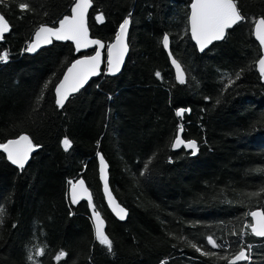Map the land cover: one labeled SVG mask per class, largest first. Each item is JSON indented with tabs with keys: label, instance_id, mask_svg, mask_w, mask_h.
Returning a JSON list of instances; mask_svg holds the SVG:
<instances>
[{
	"label": "trees",
	"instance_id": "16d2710c",
	"mask_svg": "<svg viewBox=\"0 0 264 264\" xmlns=\"http://www.w3.org/2000/svg\"><path fill=\"white\" fill-rule=\"evenodd\" d=\"M190 1L92 0L88 26L105 44L132 14L129 55L119 74L106 75L102 67L63 109L55 106L54 84L80 54L69 42H55L31 56L22 49L39 25H54L68 14L74 0L0 3L10 26L0 42V52L9 55L0 63V143L26 133L42 146L23 170L0 151V264H31L27 256L37 248L44 255L34 256L35 264H228L248 245L251 258L244 264H264V239L250 229L243 244L231 235L251 223L247 213L264 210V84L254 69L260 48L252 35L253 18L264 16V0H237L247 22L234 25L225 40L203 53L190 35L182 38ZM20 3L30 10L21 12ZM100 12L103 23L95 20ZM164 33L186 70L185 85L175 80L161 43ZM241 69L237 85L225 91ZM49 79L51 92L37 107ZM178 108L191 111L177 117ZM180 125L183 138L199 145L197 155L171 148ZM65 136L72 141L68 152L60 143ZM97 152L108 161L112 191L128 210L124 222L104 202ZM149 157L151 172L141 177ZM78 177L106 222L111 254L95 240L87 203H69L67 182ZM209 235L225 249L208 245ZM193 243L216 255H201ZM62 250L67 255L58 262ZM224 256L228 260L220 259Z\"/></svg>",
	"mask_w": 264,
	"mask_h": 264
},
{
	"label": "snow or ice",
	"instance_id": "6c2138e0",
	"mask_svg": "<svg viewBox=\"0 0 264 264\" xmlns=\"http://www.w3.org/2000/svg\"><path fill=\"white\" fill-rule=\"evenodd\" d=\"M3 0H0L2 3ZM21 12H27L30 10L28 3H20L18 5ZM92 7V0H74L71 7V15H65L62 19L58 20V26L55 24L48 26L47 24H41L35 30L33 37L26 42V46L22 49V52L28 54H36L46 46H53L55 42L71 41L75 46V52L79 55L81 50L89 49L95 46L93 55H82L80 58L72 61L71 65L67 67V71L64 72L63 78L59 79L58 83L54 84L55 106L58 109H63L66 102L70 97L77 94L89 81L91 77H96L102 74L101 65L106 64V75L115 76L121 71V66L125 62V55L129 51L128 47V35L129 25L131 23V13L125 16L119 23L115 32V39L113 42L105 44L99 39H91L89 37V30L87 25V17L89 14V8ZM190 14L188 15V29L186 30L184 37L189 38L195 42V47L199 49L201 53L212 45L214 41H223L227 38L228 30L232 29L234 25L242 22H247L248 18L241 14L238 7L237 0H191L189 5ZM104 14L102 12L97 13L95 20L97 23L104 22ZM253 35L256 40L259 41L261 49H264V16L255 19ZM10 31L8 22L3 15H0V39H3L4 33ZM163 48L168 51V57L172 66L175 69V80L179 85H185L187 83L186 70L182 67L181 63L175 58L170 50V34L164 33L161 41ZM106 53V59H105ZM9 55L7 52L0 53V62H8ZM259 68V74L261 79H264V55H261L259 60L256 61ZM243 69L235 73V78H229L224 85L225 91L237 85L238 81L242 78ZM155 76L158 79H163L161 72L156 71ZM55 77V73H53ZM53 85V79H49L44 83L37 96L36 105L39 107L40 102L46 98V93L51 92V86ZM99 87V86H98ZM111 99V95L108 97ZM209 97H205V100H209ZM220 101L217 100V104ZM189 108L176 109V116L182 117L186 112H190ZM183 132V125L179 126V130L175 136V139L171 143V148L187 149L192 156L198 154L199 145L195 140L185 141L181 137ZM61 147L65 152H68L72 147V141L65 136L61 140ZM100 141H97L99 145ZM41 145L33 143L32 139L22 134L16 139H9L5 143H0V150L6 154L7 160L12 165L17 166L23 170L28 163L30 156ZM97 157L100 164V178L104 184V193L108 201L109 206L115 213L116 217L123 221L127 218V210L116 203L115 198L109 188V182L107 177V164L102 154L97 152ZM172 159L169 158V163H172ZM153 163V157H149L148 161L144 163L143 169L139 175L141 177H147L151 172L150 165ZM69 192L67 198L72 205L78 204L81 200L87 199L88 206L91 210V219L94 223V236L95 240L102 246H105L108 253L113 252V242L106 234L104 230V220L97 210L96 205L93 203L92 195L89 193L87 187L84 184L83 179L69 180L68 182ZM264 191V189H262ZM250 195L258 196L259 193H251ZM3 207L0 206V216L3 215ZM72 213H70L71 215ZM251 217V223H245L244 227L239 232H233L231 235L240 238V243L243 244V238L249 235L248 230L255 237H264V210H255L246 214ZM16 227V225H13ZM207 244L211 245L213 249H225L224 243H218L212 236H207ZM175 247V246H174ZM197 252L201 255L215 256V252H202L201 246L197 244H191ZM252 245L247 246V251L244 247L228 260L227 256L220 257L222 260H228V264H237L240 261H248L251 258ZM44 255L43 248H37L35 253L29 251L27 260L31 264H35V257ZM67 253L63 250L60 251L55 259L59 262ZM161 264H167L166 261H161Z\"/></svg>",
	"mask_w": 264,
	"mask_h": 264
},
{
	"label": "water",
	"instance_id": "95a60500",
	"mask_svg": "<svg viewBox=\"0 0 264 264\" xmlns=\"http://www.w3.org/2000/svg\"><path fill=\"white\" fill-rule=\"evenodd\" d=\"M74 3V2H73ZM190 4H191V2H190ZM189 4V5H190ZM73 5V4H72ZM92 6H93V2H92ZM72 7V6H71ZM92 8V7H91ZM91 8H89V11L91 10ZM189 14H190V12H189ZM0 15H2L1 13H0ZM66 15H71V8H70V12H69V14H66ZM65 16V15H64ZM5 18V17H4ZM63 17H61L60 19H62ZM260 18V17H259ZM258 19V18H257ZM6 20V19H5ZM7 21V20H6ZM48 26H52L51 24H47ZM55 25L56 26H58V21L55 23ZM87 25H88V17H87ZM10 27V26H9ZM129 29H130V25H129ZM253 29H254V25H253ZM88 30H89V37L91 38V39H99V38H97V37H93L92 35H91V32H90V29H89V26H88ZM35 32V31H34ZM6 33H4V35H5ZM189 34H190V32H189ZM33 35H34V33H33ZM33 35H32V37H33ZM129 36V35H128ZM254 36V35H253ZM31 37V38H32ZM163 37V36H162ZM254 38H255V36H254ZM114 39H115V36H114V38L112 39V41L111 42H113L114 41ZM100 40V39H99ZM255 40H256V38H255ZM2 41V39H0V42ZM102 41V40H101ZM257 41V40H256ZM61 42H63V43H66V42H69V43H71L72 44V46H73V49H74V52H75V46H74V44L71 42V41H61ZM103 42V41H102ZM110 42V43H111ZM128 42V41H127ZM194 42V41H193ZM214 42H218V41H214ZM213 42V43H214ZM258 42V44H259V41H257ZM104 43V42H103ZM194 44H195V42H194ZM163 46V45H162ZM210 46V45H209ZM260 46V45H259ZM46 47H49V46H46ZM46 47H44V48H46ZM128 47H129V43H128ZM261 48V47H260ZM94 49H95V46H93L92 48H89V49H84V50H81V52H80V56H82V55H93L94 54ZM164 49V48H163ZM199 50V49H198ZM89 51H91V53H89V54H86L87 52H89ZM129 51H130V47H129ZM129 51L126 53V55H125V62H126V59L128 58V55H129ZM164 51L166 52V54H167V57H168V51L167 50H165L164 49ZM76 53V52H75ZM77 54V53H76ZM261 55H264V49H261ZM80 56H78L77 58H75V59H78V58H80ZM74 59V60H75ZM105 59H106V53H105ZM168 60H169V64H170V66H171V68H172V70H173V73H174V76H175V69H174V67L172 66V64H171V61H170V59H169V57H168ZM259 60V59H258ZM257 60V61H258ZM125 62L123 63V65L121 66V70H122V68H123V66H124V64H125ZM71 63H72V61L68 64V66H70L71 65ZM103 65L104 64H102L101 65V68L103 67ZM67 66V67H68ZM67 67H66V69L64 70V72H66L67 71ZM256 70H257V72L259 73V68H258V65L256 64ZM64 72H63V74H64ZM106 72H107V67H106ZM121 72V71H120ZM119 72V73H120ZM119 73H117V74H119ZM63 74H62V76L60 77V79H62L63 78ZM260 75V74H259ZM96 77H98V76H96ZM92 78H95V77H91L90 79H89V81L92 79ZM88 81V82H89ZM261 81H262V83H264V79H261ZM59 82V81H58ZM57 82V83H58ZM87 82V83H88ZM86 83V84H87ZM85 84V85H86ZM54 91V90H53ZM74 96V95H73ZM54 97H55V95H54ZM72 97V96H71ZM70 97V98H71ZM179 130V129H178ZM178 132V131H177ZM22 134H26V133H22ZM22 134H20V135H22ZM182 134V133H181ZM20 135H18V136H20ZM26 135H28V134H26ZM17 136V137H18ZM29 136V135H28ZM17 137H15V138H11V139H16ZM30 137V136H29ZM182 137V136H181ZM9 140V139H8ZM5 142H7V140L5 141ZM4 142V143H5ZM178 150V149H177ZM186 151H189V150H187V149H185ZM0 151H2V150H0ZM3 152V151H2ZM100 154H102L101 152H99ZM5 154V153H4ZM103 155V154H102ZM5 156H6V154H5ZM32 156H33V154L30 156V159H29V161L31 160V158H32ZM103 157H104V155H103ZM6 158H7V156H6ZM104 159H105V162H106V164H107V177H108V182H109V188H110V190H111V192H112V195H113V197L115 198V201H116V203H118L121 207H124L120 202H119V200L116 198V196H115V194L113 193V191H112V188H111V185H110V172H109V170H110V167H109V163H108V161L106 160V158L104 157ZM28 161V162H29ZM96 162H97V173H98V180H99V183H100V186H101V193H102V196H103V198H104V202H105V204H106V206H107V208H108V210H109V212L114 216V218L117 220V221H119V222H124L125 220H123V221H121V220H119L117 217H116V215H115V213L112 211V208L109 206V204H108V201H107V199H106V197H105V193H104V184H103V181L101 180V178H100V164H99V159H98V157H97V155H96ZM9 163L11 164V162L9 161ZM28 164V163H27ZM26 164V165H27ZM25 165V166H26ZM13 166H15V165H13ZM16 168H18L17 166H15ZM19 169V168H18ZM79 179H83V181H84V184H85V186L87 187V189H88V191H89V193H91V195H92V192H91V190L88 188V186H87V184H86V182H85V180H84V178L83 177H78V178H75V179H73V180H79ZM70 187V186H69ZM69 187H68V192H69ZM86 203H87V206H88V202H87V199H83ZM83 200H81V201H83ZM92 200H93V196H92ZM80 201V202H81ZM125 208V207H124ZM126 209V208H125ZM88 210H89V212H90V216H91V210H90V208H89V206H88ZM127 210V209H126ZM257 210H262V209H257ZM127 213H128V210H127ZM101 214V213H100ZM102 216V215H101ZM127 217H128V215H127ZM103 218V217H102ZM251 218V217H250ZM92 220V219H91ZM103 220H104V218H103ZM104 222H105V220H104ZM252 222V221H251ZM92 223H93V221H92ZM93 226H94V223H93ZM105 227H106V222L104 223V230H105ZM257 238H264V237H257ZM244 262H246V261H240V262H237V264H240V263H244Z\"/></svg>",
	"mask_w": 264,
	"mask_h": 264
},
{
	"label": "flooded vegetation",
	"instance_id": "af4514ba",
	"mask_svg": "<svg viewBox=\"0 0 264 264\" xmlns=\"http://www.w3.org/2000/svg\"><path fill=\"white\" fill-rule=\"evenodd\" d=\"M254 25V24H253ZM252 35H253V27H252ZM253 38H254V36H253ZM255 40V39H254ZM255 42H256V40H255ZM257 43V42H256ZM258 44V43H257ZM258 46H259V44H258ZM260 48V47H259ZM260 56H261V49H260V53H259V56H258V58H257V60L260 58ZM256 60V61H257ZM256 61H255V63H254V69L256 70ZM256 72H257V70H256ZM258 73V72H257ZM258 75H259V73H258ZM259 77H260V75H259ZM260 82L262 83V81H261V77H260ZM262 84H264V83H262ZM188 152H190V151H188Z\"/></svg>",
	"mask_w": 264,
	"mask_h": 264
},
{
	"label": "bare ground",
	"instance_id": "6f19581e",
	"mask_svg": "<svg viewBox=\"0 0 264 264\" xmlns=\"http://www.w3.org/2000/svg\"><path fill=\"white\" fill-rule=\"evenodd\" d=\"M191 2V1H190ZM190 4V3H189ZM189 12H190V8H189ZM189 15V14H188ZM259 18V17H258ZM187 24H188V19H187ZM39 27V26H38ZM190 35V34H189ZM255 39V38H254ZM193 42V41H192ZM257 42V41H256ZM194 43V42H193ZM258 43V42H257ZM195 45V44H194ZM163 47V46H162ZM260 47V46H259ZM196 49H197V51L199 52V53H201L199 50H198V48L196 47ZM261 49V48H260ZM169 61V60H168ZM104 71V70H103ZM188 113V112H187ZM178 131V130H177ZM182 134H183V132H182ZM182 134H181V136H182ZM175 139V138H174ZM182 139H184L183 138V136H182ZM185 140V139H184ZM185 141H188V140H185ZM177 150V149H176ZM179 150V149H178ZM102 153V152H101ZM103 154V153H102ZM97 155V154H96ZM105 157V156H104ZM15 167V166H14ZM18 169V168H17ZM261 209V208H260ZM255 210H257V209H255ZM255 210H253V211H255Z\"/></svg>",
	"mask_w": 264,
	"mask_h": 264
},
{
	"label": "rangeland",
	"instance_id": "374dc122",
	"mask_svg": "<svg viewBox=\"0 0 264 264\" xmlns=\"http://www.w3.org/2000/svg\"><path fill=\"white\" fill-rule=\"evenodd\" d=\"M130 25H131V23H130ZM35 30H36V29H35ZM25 46H26V45H24V47H25ZM29 55L31 56V55H34V54H29ZM0 63H1V62H0Z\"/></svg>",
	"mask_w": 264,
	"mask_h": 264
}]
</instances>
